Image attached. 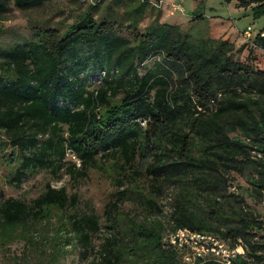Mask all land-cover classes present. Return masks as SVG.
Masks as SVG:
<instances>
[{
    "label": "trees",
    "instance_id": "trees-1",
    "mask_svg": "<svg viewBox=\"0 0 264 264\" xmlns=\"http://www.w3.org/2000/svg\"><path fill=\"white\" fill-rule=\"evenodd\" d=\"M11 1L0 0V13ZM13 1L29 9L48 0ZM163 1L104 0L97 11L101 0H92L64 31L40 27L33 39L0 42V131L7 138L0 139V164L7 181L20 187L43 170L84 177L98 168L118 175L119 189L105 208L107 222L95 212L71 213L68 238L60 234L65 226L59 227L49 264H60L64 244L73 242L95 253L100 264H186L165 240L169 228L163 222L119 208L134 199L162 211L158 192L166 180L191 178L227 188L231 173L249 167L250 187L241 188L264 201V70L236 59L230 39H196L179 23L161 21ZM225 1L264 15V0ZM118 7L125 8L127 21L114 15ZM156 7L152 22L140 30V21ZM245 44L264 50V37L256 33ZM153 58L156 67L141 73L140 66ZM99 71L104 85L92 89L88 79ZM69 150L82 167L68 159ZM140 156L152 157L149 191L137 181L141 173L132 170ZM129 176L135 185L123 189ZM237 199L245 204L244 197ZM77 205L75 195L50 181L31 203L6 196L0 187V246L28 238L31 225L50 219L54 209ZM170 224L214 232L233 245L242 240L246 254L233 264L264 262V214L245 205L233 213L218 206L204 214L181 199ZM99 235L104 241L97 249Z\"/></svg>",
    "mask_w": 264,
    "mask_h": 264
},
{
    "label": "rangeland",
    "instance_id": "rangeland-1",
    "mask_svg": "<svg viewBox=\"0 0 264 264\" xmlns=\"http://www.w3.org/2000/svg\"><path fill=\"white\" fill-rule=\"evenodd\" d=\"M92 0H48L43 4L33 5L29 9H22L12 0L8 8L0 13V42L5 45H14L36 36V30L40 27H52L64 31L67 24L74 21L75 13L81 9H86ZM101 0V10L104 6ZM173 4L180 5L181 10L174 11ZM161 21L179 23L184 32H189L198 38H213L214 40L230 39L235 45L234 57L241 61L251 63L254 68L264 70V50L255 48L246 43L247 39L243 31L249 26L255 29L264 26V15L256 17L253 8L240 7L237 3L225 0H164ZM149 9L146 16L140 21V30H145L152 22L154 14L158 13ZM96 11V16L98 15ZM117 17L127 21L125 8L118 7L114 12ZM126 33V32H125ZM153 58L140 66L141 73H145L150 68H155ZM88 79V85L94 89L104 85L105 73L102 71L92 72ZM0 139H7L6 134L0 131ZM12 147H9L10 151ZM68 159L76 162L82 167L81 160L69 150ZM152 161L150 156H140L136 159L132 170L141 173L137 180L145 191L153 189V180L146 174L147 165ZM112 165V161H107ZM3 164H0V187L4 189L6 196L24 199L29 203L38 197L50 181L55 187H66L70 195L78 198V205L68 211L53 210L50 219L32 224L28 238H15L6 247L0 246V264H49L51 259L52 241L58 235L59 227L65 226L60 234L63 240L68 238V230L71 227V213H91L95 212L102 223L107 222L105 214L106 205L119 189L115 177L105 169L91 168L87 176H72L71 173L62 170L59 174L51 170H43L39 174L28 177L20 187L11 185L3 172ZM251 172L249 167L243 172H233L228 187L224 185L214 188L213 186L193 182L191 178L182 180H166L160 186L158 192V209L148 210L137 200L130 199L119 203V208L123 212H129L138 218L158 220L164 223L166 228H170L172 213L177 207L178 201L186 200L192 209L201 211L204 214L212 213L213 209L220 206L228 213L241 210L245 205L248 209L258 214H264V201L260 197H251L241 187H250L248 175ZM123 187H132L135 181L131 176L124 179ZM252 193V192H251ZM234 194V195H232ZM237 195L245 198V204L237 199ZM125 222V221H123ZM218 223V222H217ZM228 222H226L227 224ZM235 222H229L234 224ZM108 229L104 228L103 233L108 234ZM30 240L28 241V239ZM97 249H100L104 236L99 235L95 239ZM43 243L44 246L39 245ZM95 253L86 254L79 244L73 242L64 244L62 252L58 256L60 264H98ZM100 264V263H99Z\"/></svg>",
    "mask_w": 264,
    "mask_h": 264
},
{
    "label": "built area",
    "instance_id": "built-area-1",
    "mask_svg": "<svg viewBox=\"0 0 264 264\" xmlns=\"http://www.w3.org/2000/svg\"><path fill=\"white\" fill-rule=\"evenodd\" d=\"M173 6V12L181 10L180 5L173 4ZM256 33L264 37V26L258 29L249 26L243 31L247 40H252ZM165 240L177 250L186 264H200L210 259L223 264H233L240 255L246 254V244L242 240L237 245H233L229 240L209 231L173 226L168 229Z\"/></svg>",
    "mask_w": 264,
    "mask_h": 264
},
{
    "label": "crops",
    "instance_id": "crops-1",
    "mask_svg": "<svg viewBox=\"0 0 264 264\" xmlns=\"http://www.w3.org/2000/svg\"><path fill=\"white\" fill-rule=\"evenodd\" d=\"M168 20V19H167Z\"/></svg>",
    "mask_w": 264,
    "mask_h": 264
}]
</instances>
